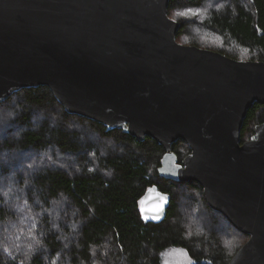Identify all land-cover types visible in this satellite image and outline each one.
I'll use <instances>...</instances> for the list:
<instances>
[{"label":"water","instance_id":"1","mask_svg":"<svg viewBox=\"0 0 264 264\" xmlns=\"http://www.w3.org/2000/svg\"><path fill=\"white\" fill-rule=\"evenodd\" d=\"M168 6L0 0V103L47 86L70 114L152 137L165 149L159 176L197 181L211 209L249 235L228 264H264V121L241 138L249 109L264 105V61L180 43ZM179 140L191 149L181 162ZM158 187L140 212L159 224L171 198Z\"/></svg>","mask_w":264,"mask_h":264},{"label":"trees","instance_id":"2","mask_svg":"<svg viewBox=\"0 0 264 264\" xmlns=\"http://www.w3.org/2000/svg\"><path fill=\"white\" fill-rule=\"evenodd\" d=\"M168 11L180 43L264 61V0H169ZM263 121L256 103L242 139ZM173 149L179 162L191 150ZM164 153L150 136L68 113L47 86L13 93L0 103V264H164L174 247L192 264H228L249 235L197 181L160 177ZM155 184L171 198L159 224L140 212Z\"/></svg>","mask_w":264,"mask_h":264},{"label":"rangeland","instance_id":"3","mask_svg":"<svg viewBox=\"0 0 264 264\" xmlns=\"http://www.w3.org/2000/svg\"><path fill=\"white\" fill-rule=\"evenodd\" d=\"M162 255L164 264H192L191 258L183 248H170Z\"/></svg>","mask_w":264,"mask_h":264},{"label":"snow or ice","instance_id":"4","mask_svg":"<svg viewBox=\"0 0 264 264\" xmlns=\"http://www.w3.org/2000/svg\"><path fill=\"white\" fill-rule=\"evenodd\" d=\"M188 11H191V10H188ZM167 198L163 195L160 196V200L161 202L163 203L164 200H166ZM141 204H143V201H141Z\"/></svg>","mask_w":264,"mask_h":264},{"label":"flooded vegetation","instance_id":"5","mask_svg":"<svg viewBox=\"0 0 264 264\" xmlns=\"http://www.w3.org/2000/svg\"><path fill=\"white\" fill-rule=\"evenodd\" d=\"M241 133H242V132H241ZM253 134H254V133H252V134H251L247 139H245V140L242 139V142H244V141H246V140H249ZM241 138H242V137H241ZM190 152H191V150H190ZM190 152H189V153H190ZM180 162H181V161H180Z\"/></svg>","mask_w":264,"mask_h":264}]
</instances>
